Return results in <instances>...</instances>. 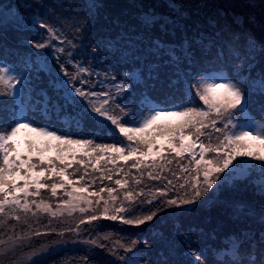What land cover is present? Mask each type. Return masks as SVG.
Wrapping results in <instances>:
<instances>
[{"label":"rangeland","instance_id":"rangeland-1","mask_svg":"<svg viewBox=\"0 0 264 264\" xmlns=\"http://www.w3.org/2000/svg\"><path fill=\"white\" fill-rule=\"evenodd\" d=\"M5 1L7 0H0V21H16L18 25L22 26V23H25V20H30L27 18H32V20L41 18L44 23L56 29L57 34L60 38L52 39L51 44L43 49H37L34 47L35 43H44L49 39V36L46 35V33H48L47 29L40 27L41 30H39V32H43L39 34L37 33L36 38H31L30 35H28V38L26 39L24 37L25 34L21 33L22 37L24 38L21 41L23 42V44H25V46L27 45V53L29 54V59L27 62H23V60L21 59L17 60L16 64H13L14 66H11V69H13V73L10 74H22V82L16 86V95L14 97L0 95V126L5 127L6 130H10L11 127L15 126L16 121L14 117H18L20 114V109H23V114L29 117L32 122H34V127H46L50 131H56L58 135L67 133L74 139L92 138V133H87V130H89L88 128L79 129L74 132L72 129L71 131H63L60 130V127L53 125L54 123H56V121H54L56 118L54 114L48 111V98L44 97L42 95L43 93L41 94L39 84L42 81L45 82V88L43 90L51 93L54 96H57L59 99L63 96V93L66 89H71L73 87V84H75V86L85 88L88 91H95L97 93L109 92L111 93V95H113L114 90L111 88V85L116 86L123 81L127 85V88L119 95L114 96L115 103L121 104V107H124L126 104L123 103V95L128 109H137V105L139 107L142 106L141 101L143 100L139 102V95L142 91L139 89V87L136 89L135 87L137 86V82H141L144 78L142 77V75H140V72H146V70L148 71L150 67L147 66L141 68L140 64H134L133 72L137 75L136 79L134 78L133 80H128L127 76L122 75L119 76V79L116 82L113 81V77H110L107 73L104 74L103 71H101L100 69L98 70L94 65L92 66L91 63L94 61L93 56L97 57L98 63H100V61H102L106 57L110 61L112 60L113 57L110 56L111 54L109 53L114 51V53H116V41L114 40L113 43H110L111 47L107 46V43H105V45L101 44V48L103 49V51L104 49L110 50L108 54H101V52L96 48L91 52L92 45H89L90 47L87 45V41H89L90 39V34L87 35L88 31L90 30V26L89 24L87 26L86 23L84 24L85 16L81 14V8L74 5L72 6L73 9L67 13L64 11L53 13L50 10L51 15H48L45 18L44 15H40L38 13L39 11L37 10V8L32 6V2L28 0H26L25 2H23V0H20V4L15 5L16 8H27L24 13L20 11L17 12L13 4L8 6L7 4L10 0H8L7 4H4ZM204 1L206 2L204 3L202 0L201 2H198L197 10L192 11L190 14L191 16L189 15L191 20L189 21L190 27H195L194 30L196 31V33L199 32V38H197V40L203 41L205 40V38H207L206 36L210 37L209 39L212 40L213 37H216L214 33H222L224 29L233 30L235 36L239 38V41H244L245 49L247 51L250 50V55L245 59H250L252 62H255L254 54H258L259 60L264 63V51H253L254 46L264 49V0ZM69 2L72 3L73 0H70ZM128 2H130V0ZM93 4L98 5V0H85L82 5V9L86 5V10H90L89 8ZM163 5L166 6V4L164 3ZM131 8L133 9L134 14L141 18V21H144L145 19L155 21L156 19L161 17L160 19H162L163 23L171 24L179 28H182L184 23H188L182 20L184 14H182L183 10L181 8V5L176 6L175 12L173 10L169 11L168 8H166L167 12L164 13L163 16L159 14L162 12H159L151 7L145 8L144 6L139 7L136 5H133L129 8L120 7L121 10H127L128 12L132 11L130 10ZM114 21H116V19ZM170 29L171 28H168L167 30ZM42 35L44 36V41L42 40ZM250 40L253 41L252 44L249 43ZM69 41H71V44L68 43ZM119 44L122 43L119 42ZM59 48H64L65 51H57V49ZM129 49L130 48H127L126 51H130ZM186 51H188V49L183 46L179 49L177 54L176 52H174V57L172 55L169 57L168 55L172 54V52L167 50L166 52H163L161 56L159 55L160 58L158 57V60H155L152 63L154 64V67L156 69H161L160 73L162 74L167 73L169 75H172L173 70L176 72V84L172 86L171 84L168 85L167 83H165L168 85L166 86L162 83L163 90L162 88L160 90V94L163 96L165 95L166 98L164 99H167L165 101L169 102V98L173 97L170 102H173L174 106L169 107V110L157 109L159 111L181 110L180 108L175 107V105H183L185 107H206L203 105V102L199 100V97L195 95V90H192L193 102L188 103L189 98L187 96V91L188 85L195 80H210V78L216 77L212 76L208 72L206 73L203 70L202 64L198 62V57H200L201 60L204 61H207L210 58L208 56V53L206 52L200 55L197 54L198 50H193L194 53L192 52V50L190 52ZM216 51H219L218 47L216 48ZM69 53H71V56H69ZM219 53H222L223 56L225 55V51L223 49L220 50ZM125 57L131 58V61L135 60L133 56ZM215 59L217 62L220 60L218 54H214V60ZM141 60L143 61L144 59L141 58ZM78 61L79 63H81L79 64L81 67L89 68V72L79 74V79H82L87 83L80 84L78 81L68 83L67 81L69 78L64 76V73L61 71L60 65L63 64L65 69H67L70 74H75L77 73V63L74 64V62ZM245 61L247 60H244V62ZM236 63H238L237 60L232 62V64ZM108 64H106L105 66H107ZM0 65L9 67V64H4L1 59ZM166 65L167 67L163 68ZM118 66H120L119 62H117L116 64V67ZM114 67L115 66L111 64L107 66V69L110 70ZM248 67L252 69L251 74L253 73V75H251L249 72L241 75L245 78V82L242 87L245 89L246 94L250 95L252 94L253 90H255L252 81L260 78V74L256 76L257 72L258 70H262L264 67L262 68L261 66H257V64H251L248 65ZM236 68L239 67L237 66ZM162 69L164 70L162 71ZM94 71H97L98 79L96 78ZM150 71H152V69H150ZM39 72H43V74L40 75ZM49 75L51 79L47 77V80H42L44 76L46 77ZM262 76H264V73L262 74ZM219 78L220 77L217 78L216 82H220ZM54 83L55 85L59 86L57 89H55ZM141 88L143 91H145L143 89V86ZM59 89H61V91H59ZM49 93L47 94L49 97H51L52 95H50ZM253 93L259 96L257 91ZM37 95H39V98H37ZM263 95L264 94H260L261 99L263 98ZM161 98L163 99L162 96ZM76 99L79 100L80 98L76 97ZM92 99L96 98L93 97ZM100 99H104V97L101 96ZM84 103L86 104V101ZM254 103V101H250L249 104L250 106L255 107ZM55 105L57 106V104ZM262 111L264 112V105H259L258 113ZM148 113L149 112L147 111L143 112L145 116H147ZM255 116L257 118L260 115ZM247 117L249 118L248 121ZM133 119L138 121L141 118L139 116H136L133 117ZM173 119L175 118L162 117L161 122H166ZM234 122L237 123L238 126H244L245 130L253 131L257 120L250 118V116H248L243 110L237 111L235 113ZM68 124L69 123L66 121L65 125ZM106 125L107 126L104 127V129L110 134L108 135L107 133H105L103 136L102 134H100L95 140L96 143L118 144L121 147H124L128 144L126 138L119 133V130L114 125H111L110 122H106ZM128 126L139 127V123H130ZM71 127L77 128L75 125H71ZM25 134L35 136V134L31 133ZM253 134H255V132H253ZM107 137L108 139H105ZM201 139L204 138L202 137ZM205 143H207V141H205ZM85 150L90 155L84 157V165H81V172L76 173L73 176H69V179L77 180L78 176L83 173L84 167L86 166L88 175L85 176V181L88 182L89 186L88 191L84 193V195L87 196L89 200L94 201L96 198L93 197L91 193L99 192L100 195L103 196L104 200L110 201V197L107 192H100V189L115 188L116 191L113 193V195H116L118 198L115 204L117 207L123 206L128 209L129 211L128 213H126V215L129 218H131L132 216L141 215V213L144 214L146 211L148 212L151 208H149V206L153 207L156 204L158 205V201L161 199H170L179 196L189 198L191 196V184L195 183L194 177L196 176V165L195 160L189 153H184L182 157H177L174 153L169 154L166 152L162 154L166 157V159H160V157H156L155 163H153V157L149 156L145 161V164L141 165L139 170L131 168V163L133 162L132 160L125 162L118 156L115 159V163H113L111 160V156L113 154L110 151L108 153H100L99 155H97L94 148L80 149L78 152H76L74 146H67L64 148L63 152H59V154H68V158L71 159L72 152H76V155L80 157L84 156ZM196 151L198 153L199 144H197L196 146ZM47 154L51 159H54L58 154V150L55 147V142H53L51 147L48 148ZM125 155H127V152H125ZM137 155H139V153H137ZM196 158H198V156ZM34 159L36 158L34 157ZM97 161H99V163H97ZM233 163L237 164V168L231 174L232 177H234L233 179H230L227 183H221V186L219 188H216L214 191H210L205 195V197H201L200 201H198L194 206L188 205L183 209H165V211L157 217L156 222L159 223L165 220V222L172 223L174 222L175 218L180 217L183 212L189 211H191L195 217L193 221L198 218V222L201 223L203 227L206 225L209 219H214V222H216V220L219 221V218L217 219V217L219 216L220 219L223 217H228L224 221L228 224L227 226H229V229L232 231V233L234 230H236V232H239L240 234H235V236L234 234L229 235L227 237L229 239H225L224 237V240H227L230 248H232L234 244H243L242 248H239V252L240 254L247 256L250 251L247 250V246L245 245H247L248 243L244 245V243L241 241L245 238H250L251 236L249 235H252L254 231H258L260 234L264 233V225L259 222L261 214H264V193L259 191L261 183L264 182V171L261 170L260 163L258 161H254L251 159L237 158V161H234ZM37 171H39V169H37ZM68 171L72 172V169H69ZM149 171L153 173V176H159L160 178H150L147 174ZM141 172L143 173V175H141ZM108 175L112 176V180L104 178ZM117 179H120L122 181L124 179H127L129 181L127 187L121 188L119 185H116L115 180ZM172 179H175L177 181L173 180L172 184L169 185L168 181ZM200 179H202V175L200 176ZM137 180H139L140 182L137 183ZM85 181H80L79 183L74 184V187H84ZM92 181H94V183H92ZM41 182L47 183L49 181L44 180V178L42 177ZM56 182H58V179L56 180ZM154 184L157 185L158 188H165L167 195L165 197H159L158 194L155 193V190L157 188L154 187ZM182 184H187L188 187L182 189L180 188V185ZM71 190L72 188L68 189V191ZM125 191H132L134 193L135 202H129L125 200ZM141 191L144 192L143 196L136 195ZM186 191L188 193L187 196L184 195ZM58 194V197H51L50 191L48 189H41L40 197L36 199L38 201L42 199L45 202L51 204L53 206V209L55 210L57 205L59 204L60 199H69V197L64 194L63 189H58ZM29 199L31 200L32 197H30ZM147 199H152L154 201L153 204L147 205L139 203L140 201ZM237 203L244 204L249 209L245 211L240 210L236 206ZM103 206L104 205L102 201L99 205H95V203H93L92 207L96 208L97 211L93 212L90 209L85 214H81L78 207L75 210L65 207L60 210L63 214H60V212H58L57 216L55 217L38 210H36V215H32L31 213H29L27 216H25L23 212L17 213L21 217L20 221L8 220L5 225L0 227V232L7 233L9 228L14 227L15 231L13 235H24L26 233L30 234L37 231L46 234L40 236L33 235L30 240L25 239L22 242V244L24 245L23 247H18L14 251H10L3 255H0V264H58L57 262L63 263L67 259V262H69L68 264H84V259L78 258L77 253L78 250L83 249L85 251H90L89 248H92V246L93 248L91 249V251H95V248H98V246L85 242L93 238L97 239V237H99L98 233H94L93 231L95 226L97 228H100L103 224H108L119 227H134L132 225H125L120 221H112L101 216L100 219L93 221L92 223L80 224L78 231H72V229H75L76 225L79 224L80 220L84 219L85 216L94 214L100 215V213H102L103 211ZM140 206H142L143 210L142 208L139 209ZM69 212H71L70 215ZM217 212L220 214L219 216H216ZM196 213L198 215L202 213L200 215L202 218L198 217ZM224 221H222L221 223H223ZM174 230V237L178 239L183 238L186 242H195L196 240H200L206 235L205 232H207V228L205 229V231L202 229H197L193 231L189 230L187 232H177L176 229ZM178 231H180V228L178 229ZM209 232L210 235H213L215 238L218 236L214 231ZM203 233L205 235H202ZM209 237L207 240H215L212 239V237ZM254 245H259V243H255ZM43 248H47V251H40ZM221 249L222 248H220L219 250ZM33 251L39 252L40 254L38 256H34L32 260H27L26 257ZM191 253L192 252L189 250L187 256L192 257ZM100 254L101 255H99V258L105 256L104 253ZM56 256L58 258H62L59 261L53 262V259ZM132 256L129 255L128 257ZM132 258L138 260V258L134 256ZM105 261L107 262V264H112L108 263L109 261L106 258L100 259L95 264H104ZM120 262L121 264H123L122 261H119V263Z\"/></svg>","mask_w":264,"mask_h":264},{"label":"snow or ice","instance_id":"snow-or-ice-1","mask_svg":"<svg viewBox=\"0 0 264 264\" xmlns=\"http://www.w3.org/2000/svg\"><path fill=\"white\" fill-rule=\"evenodd\" d=\"M92 7L95 8L96 5L93 4ZM40 27L47 29L49 39L44 43H35V48L43 49L51 44L52 39L60 38L56 29L52 26L41 23ZM68 43L71 44V41ZM249 43L252 44L253 41L250 40ZM57 51L64 52L65 49L59 48ZM253 51H264V49L254 46ZM69 56H71V53H69ZM172 56L174 57L175 53H172ZM76 67L77 73L70 74L63 64L60 65L64 76L69 78L68 83L74 81H78L80 84L87 83L79 79V74L89 72V68L81 67L78 63ZM10 73H13V69L0 65V95L14 97L16 86L22 82V74ZM124 75L130 77L127 72ZM219 79L220 82H216L217 78L212 77L210 80L200 79L189 84L187 91L188 103L193 102L192 90H195V95L206 107L175 105V107L181 109L178 111L156 110V107L152 106L146 97L140 109H128L127 105L121 107V104L115 103V98L109 92L97 93L73 84V87L66 89L63 96L57 100V106L70 126L75 125L80 128L91 121L97 129L96 132L92 133V138L74 139L67 133L58 135L56 131H50L46 127H34V122L23 114V109H20L19 116L14 117L15 126L11 127L10 130L0 126V227L5 225L8 220L20 221L21 217L17 214L19 212H23L27 216L29 213L36 215V210H38L55 217L58 212L63 214L60 210L65 207L73 210L78 207L79 212L85 214L90 209L93 212L97 211L96 208L92 207L93 203L99 205L101 201L104 205L102 213L100 215L85 216L72 231H78L80 224L92 223L100 219L101 216L112 221H120L125 225L139 226L153 221L165 209H183L188 205H196L201 197H205L210 191L219 188L221 183H227L234 178L231 174L237 168V164L233 163L237 161V158L258 161L261 170L264 171V125L254 128L253 131H248L245 130L244 126H238L234 122L235 113L242 111L248 103L246 91L242 87L241 81L224 77ZM252 83L264 94V76L252 81ZM126 88L127 85L122 81L116 85V94L119 95ZM101 96L104 99H100ZM76 97L80 99L77 100ZM93 97L96 99H92ZM144 106L149 107L147 116L143 114ZM136 116L141 119L134 120L133 117ZM162 117L175 119L161 122ZM106 122L114 125L119 133L126 138L128 141L126 146L121 147L118 144H99L95 142L100 135V130L107 126ZM130 123H139V127H130L128 126ZM25 133L35 134V136ZM202 137L204 139H201ZM53 142H55L58 154L54 159H51L47 152ZM197 144H199L198 153L196 151ZM67 146H74L76 152L80 149L94 148L97 155L110 151L113 154L111 156L113 163H115L117 156L125 162L132 160L131 168L137 170L145 164L149 156L153 157V163H155L156 157L166 159L162 155L166 152L169 154L174 153L177 157L189 153L195 160L196 165L195 183L191 184V196L189 198L179 196L161 199L158 201V206L149 210L147 214L129 218L126 215L129 210L123 206L117 207L115 204L118 199L116 195H113L116 191L115 188L100 189V192L106 191L109 195L111 207L110 201L104 200L99 192L91 193L96 198L94 201L89 200L84 195L89 186L88 182L85 181V176L88 175L86 166L77 180L69 179V176L81 172L84 157L90 154L85 150L84 156L78 157L76 152H72L71 159H69L68 154H59ZM125 152H127V155H125ZM197 156L198 158H196ZM69 169H72V172H69ZM147 174L152 179L160 178L159 176H153L151 171ZM141 175H143L142 172ZM201 175L202 179H200ZM42 177L49 182H41ZM104 178L112 180L110 175ZM57 179L58 182H56ZM80 181H85V186L75 188L74 184ZM136 182L139 183L140 181L137 180ZM128 183L127 179L123 181L120 179L115 180V184L121 188H126ZM168 184L171 185L172 181L169 180ZM187 187V184L180 185L182 189ZM69 188H72V190L68 191ZM41 189H48L51 197H58V189H63L64 194L69 199H60L54 210L51 204L42 199L39 201L36 199L40 197ZM259 191L264 193V182L261 183ZM155 193L159 197L167 195L165 188H157ZM136 195L143 196L144 192L141 191ZM184 195H188L187 191ZM30 197H32L31 200ZM124 198L126 201L135 202L132 191H125ZM153 202L152 199H147L139 203L152 205ZM70 214L71 212H69ZM259 222L264 225V214H261ZM14 231L15 229L12 227L8 229L7 233L0 232V255L14 251L18 247H23L22 242L25 239L30 240L33 235L46 234L37 231L30 234L13 235ZM103 239L107 240L108 237L105 236ZM85 242L99 248H106L104 243H99L95 238ZM138 243H140L138 240H132L129 244H123L117 240L114 245L107 248V251L117 256L123 264H139V260L120 255L118 250L123 249L126 254L133 252ZM260 244L262 248L259 256L254 252H249L247 256H244L239 252L240 245L234 244L228 254L230 258L225 259L224 264H264V233L261 234ZM146 246L150 247L147 244ZM40 251H47V248ZM39 254V252L33 251L26 259L32 260L34 256ZM191 255L193 264H204L201 254L192 252ZM84 261L87 264V257L84 258ZM143 264H149V261L145 259Z\"/></svg>","mask_w":264,"mask_h":264},{"label":"trees","instance_id":"trees-1","mask_svg":"<svg viewBox=\"0 0 264 264\" xmlns=\"http://www.w3.org/2000/svg\"><path fill=\"white\" fill-rule=\"evenodd\" d=\"M26 0H23L25 2ZM32 2V6L36 7L39 11L38 13L40 15H44L45 18L48 15H51V11L53 13H56L58 11H64V12H70L73 8L72 6L76 5L80 9L81 14L85 16L84 24L86 23V26L89 24L90 30L88 31L87 35L90 36L89 42L87 41V45L91 46V52L96 48L98 51L103 53H107L110 51L108 49L101 48V44L105 45L107 43V46L111 47L110 43H113V41H116V53L110 52V56H112V60L110 61L107 57L104 58L100 63L97 62V57H94V61L91 63L92 66L94 65L98 70L100 69L103 71V73H107L110 77H113V81H118L119 76L124 75L126 72L130 74V77L127 76L128 80L136 79V74L133 72V65L134 64H140L141 68L149 66L150 69L146 72L141 71L140 75H142L143 80L141 82H137L138 88L142 91L139 95V102L141 100L144 101V98H148V100L151 102L152 106L156 107L160 110H169L168 108L173 105V102H170L172 98H169V102L165 101L167 99L165 95L160 94V90L163 87L162 83L166 86L168 85H175L176 84V72L173 70L172 75H169L167 73L162 74L160 73L161 69H156L154 67V64H152L155 60H158L157 58L163 54V52L171 51L172 53L176 52L178 53L179 49L183 46L188 49L186 52H190L192 50H198L197 54L202 55L203 53H208V56L210 59L207 61L201 60L200 57H198V62L202 64L203 70L212 76L218 77H224L228 79H233L236 81H241L242 85L245 82V78L242 77L241 74H245L249 72L251 74V70L248 65H255L264 67V63L259 60L258 54H254L255 56V62H252L250 59L247 58L250 54L249 51L245 49V43L240 42L239 38L235 36V33L233 30L224 29L222 33H214L215 36L212 40H210L208 36L203 41L197 40L199 38V32L196 33L194 28L190 27L189 21L192 11L197 10V3L201 2V0H98V5L93 9L91 6L89 9L86 10V5L82 9V5L85 0H73V2H69L70 0H28ZM78 3H77V2ZM204 3L206 1L202 0ZM20 0H10L8 3V0L4 2V4L9 5H18L20 4ZM166 4V6L163 5ZM73 4V5H71ZM133 5L139 6V7H145V8H153L161 14V16L166 13L167 9L170 11L175 12L176 6H180L183 10L182 14L184 22V25L182 28H179L177 26L163 23L162 19L158 18L155 21L145 19L144 21H141V18L136 16L134 14L133 9L132 11L127 10H121L123 7H131ZM164 7V8H163ZM16 11H20L24 13V11L27 10V8L19 7L16 8ZM29 9V8H28ZM75 9V8H74ZM190 9V10H189ZM51 10V11H50ZM94 12H92V11ZM98 10V11H96ZM156 11V12H157ZM91 12V13H87ZM179 14V13H178ZM191 16V15H190ZM30 19L29 21L25 20V23H20L22 26L18 25L16 21H0V59L4 62V64H9V67L14 66L13 64H16L17 60H23V62H27L29 59V54L27 45L23 44L21 40L24 38L22 37L21 33H24V37L27 39L28 35H30L31 38H36V34L42 33L43 31H40V24L44 23V21L40 19ZM116 19V21H114ZM35 21V22H34ZM83 24V25H84ZM168 26V27H167ZM168 28H171L170 30H167ZM84 29V28H83ZM230 29V28H229ZM43 30V29H42ZM21 31V32H20ZM27 35V36H26ZM47 36H49L48 33H46ZM197 35V36H196ZM42 40L44 41V36L42 35ZM121 42L122 44H119ZM59 43V42H58ZM168 44V45H167ZM189 45V46H186ZM89 46V47H90ZM122 46V47H121ZM218 47V50H224L225 55L223 56L222 53H219V51H216V48ZM124 48H130V51H126ZM164 50H163V49ZM194 53V52H193ZM227 53V55H226ZM122 54V55H121ZM168 54V53H167ZM214 54H218L219 61L217 62L216 59L214 60ZM93 55V53H92ZM160 55V56H159ZM172 54H169L170 57ZM99 56V55H98ZM125 56H133L135 60L131 61V58H126ZM87 57V56H86ZM117 57V58H115ZM226 57V58H225ZM141 58L144 60L142 61ZM137 59V60H136ZM235 60L238 61L236 64H232ZM244 60H247L244 62ZM142 61V62H141ZM97 62V63H96ZM117 62L120 63V66L116 67ZM231 62V63H230ZM81 64L78 62H74ZM110 63V64H108ZM23 64V63H19ZM106 64L114 65L115 67L113 69H107ZM180 64V63H179ZM233 65V66H232ZM239 68H236V67ZM167 65L163 68H166ZM171 67V66H170ZM233 67V68H232ZM176 68V67H175ZM164 69H162L163 71ZM150 71V72H149ZM142 73V74H141ZM264 73V68L262 70H258L257 75L260 74V77ZM40 75L43 74L39 72ZM94 74L97 78V71H94ZM253 75V73L251 74ZM47 77L51 79L49 76H44L42 80H47ZM169 77V78H168ZM251 77V76H250ZM98 79V78H97ZM131 82V81H130ZM129 82V83H130ZM56 83V82H55ZM54 83V85H55ZM167 83V84H165ZM45 82H41L39 84L41 94L48 98L47 103L49 104L48 111L55 116L56 123L53 125L60 127V130L63 131H71V129L76 132L79 129H85L88 128L87 133H93L96 132L97 129L95 126L89 121L87 124L83 125L80 128H72L69 124L65 125L66 120L62 113H60L59 107L56 106L57 100L59 99L57 96L52 95L51 93L44 91L43 89ZM112 89L114 90L113 97L116 96V86L111 85ZM143 86L142 90L141 87ZM55 89H57L59 86L55 85ZM163 90V88H162ZM61 91V89H59ZM257 91L258 95L253 93ZM252 94L247 95L248 97V103L244 106V112L250 116V118H253L254 120H257L255 124V128L260 127L264 125V112L258 113L259 105H264V95L261 99L260 94H262L258 87H255V90H253ZM49 93L52 95L51 97L48 96ZM163 97V99L161 98ZM167 96V95H166ZM37 98H39V95H37ZM123 103L127 105V103L124 101V96L122 95ZM141 101V102H143ZM250 101H254V106H250ZM62 102V101H61ZM259 104V105H258ZM137 105V109H140ZM242 110V111H243ZM149 112V107L144 106L143 112ZM255 115H260L256 118ZM249 118L247 117V121ZM247 124V123H246ZM68 127V128H65ZM254 129V128H253ZM108 133L104 128L100 130V134L102 136ZM106 134V135H107ZM117 138V137H113ZM105 139H108L105 138ZM177 181L175 179H172L171 181ZM155 185V184H154ZM155 188H158L157 185L154 186ZM158 205L149 206L150 210L156 208ZM142 206H140L139 209H141ZM148 208V209H149ZM143 210V208H142ZM147 214V211L144 213ZM202 213H200L201 215ZM143 215V213H141ZM196 215H198L196 213ZM200 215L198 217L202 218ZM220 214L217 212L216 216H219ZM194 215L191 211L189 212H183L180 217H176L174 222H165V220L157 223L156 219L154 218L153 221L146 222L143 225L134 226V227H126V226H112L108 224H103L100 228L94 227L93 231L94 233H98L97 239L100 243H104L106 245V248H95V251H91L93 248H89L88 250H78V258L84 259L87 257V264H95L100 259H108V263L112 264H121L119 263V259L117 256L112 255L109 251H107L108 247H111L116 243L117 240L121 241L123 244H129L132 240H138L140 243H138L133 249V252L130 253H124L123 249H118L120 255H133L134 257L138 258L139 264H143L144 260L147 259L149 261V264H193V258L187 256V253H189V250L191 252H196L201 254L202 259L204 261V264H224L225 259H229L230 256L228 255L230 250L232 248L229 247L227 238L229 235L235 236L240 234L239 232H236V230L232 231L229 229L228 224L224 221L228 217H223L220 219V216L217 217L219 221L216 220L214 222V219H209L206 225L203 227L201 223L198 222V218L194 219ZM224 221L223 223H221ZM204 229H203V228ZM180 228V231L178 229ZM207 228L206 235L203 233L202 235H205L200 240H196L195 242H186L183 238L178 239L175 238L173 235V232H175L174 229L177 230V232H187L189 230H197L202 229L205 231ZM209 231H214L218 236L215 238L213 235H210ZM102 235V236H100ZM212 237V239L215 240H207L208 237ZM107 236L108 239L104 240L103 237ZM244 236V235H243ZM249 238L243 239L241 242L248 243L247 250L250 252H254L257 256L261 253V244H260V237L261 234L258 231H254V233ZM209 237V238H210ZM206 238V239H205ZM222 240V243H221ZM146 242V243H145ZM255 243H259V245H254ZM147 245H150V247H147ZM242 248L243 244H239ZM222 248L221 250H219ZM100 253H104L105 256L102 258H99L101 255ZM60 255V254H59ZM132 256V257H133ZM54 258V257H53ZM62 258V257H61ZM61 258H58L57 256L53 259L54 261H59ZM68 260V259H67ZM67 260L63 263L57 262L58 264H68ZM107 261V260H106ZM105 261L104 264H107ZM44 264V263H43ZM55 264V263H53ZM85 264V263H84Z\"/></svg>","mask_w":264,"mask_h":264},{"label":"water","instance_id":"water-1","mask_svg":"<svg viewBox=\"0 0 264 264\" xmlns=\"http://www.w3.org/2000/svg\"><path fill=\"white\" fill-rule=\"evenodd\" d=\"M236 206H237V208H239L240 210H243V211L249 209L246 205L241 204V203H237Z\"/></svg>","mask_w":264,"mask_h":264}]
</instances>
